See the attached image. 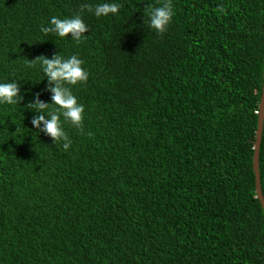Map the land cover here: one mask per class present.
<instances>
[{"label":"trees","instance_id":"16d2710c","mask_svg":"<svg viewBox=\"0 0 264 264\" xmlns=\"http://www.w3.org/2000/svg\"><path fill=\"white\" fill-rule=\"evenodd\" d=\"M102 2L0 0V82L23 94L0 104V264H264V0H171L163 33L144 18L164 0ZM77 14L79 42L41 31ZM57 53L88 72L65 85L84 105L68 149L26 108L51 101ZM260 173L264 193V128Z\"/></svg>","mask_w":264,"mask_h":264},{"label":"clouds","instance_id":"9594fccd","mask_svg":"<svg viewBox=\"0 0 264 264\" xmlns=\"http://www.w3.org/2000/svg\"><path fill=\"white\" fill-rule=\"evenodd\" d=\"M87 7L97 17L117 13L119 9V5L114 0L98 3L94 8ZM145 15L147 19L144 18V22L150 28L157 33L165 32L174 15L171 0H164L161 6L148 8ZM87 30V24L78 14L65 18L52 16L47 26H41V31L45 34L55 33L59 37L71 34V39L76 42L82 39V34ZM39 57H41L40 66L44 78L46 77L49 82V91L52 93L51 101H43L37 95L35 100H30L26 104V108L39 113L32 118L31 123L34 128L48 134L54 142L63 141V147L68 149L71 140L63 127V122L67 121L72 126L81 128L84 105L78 101L72 89L65 85H76L86 81L88 72L82 66L83 61L77 55L65 58L57 53L51 58L43 55ZM21 100H23V94L20 83L16 80L0 82V104H20ZM51 105H55V108H50ZM41 124L43 125L42 129Z\"/></svg>","mask_w":264,"mask_h":264},{"label":"water","instance_id":"95a60500","mask_svg":"<svg viewBox=\"0 0 264 264\" xmlns=\"http://www.w3.org/2000/svg\"><path fill=\"white\" fill-rule=\"evenodd\" d=\"M264 78V73H263ZM260 110L258 117V126L256 129V140L254 144V156H253V168L255 171V186L257 197L260 199L262 207L264 209V193L261 185V173H260V146L262 141V134L264 128V81L262 87V94L260 100Z\"/></svg>","mask_w":264,"mask_h":264}]
</instances>
